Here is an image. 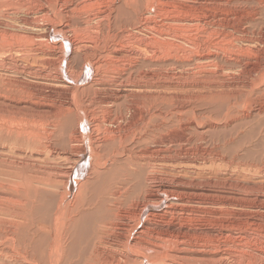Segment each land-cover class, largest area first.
Here are the masks:
<instances>
[{"label":"bare ground","instance_id":"bare-ground-1","mask_svg":"<svg viewBox=\"0 0 264 264\" xmlns=\"http://www.w3.org/2000/svg\"><path fill=\"white\" fill-rule=\"evenodd\" d=\"M0 264H264V0H0Z\"/></svg>","mask_w":264,"mask_h":264}]
</instances>
